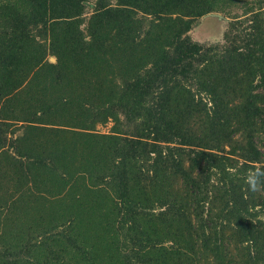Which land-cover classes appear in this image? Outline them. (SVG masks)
Here are the masks:
<instances>
[{
  "label": "trees",
  "instance_id": "1",
  "mask_svg": "<svg viewBox=\"0 0 264 264\" xmlns=\"http://www.w3.org/2000/svg\"><path fill=\"white\" fill-rule=\"evenodd\" d=\"M87 1L0 0V148L7 120L28 122L22 136L33 122L52 126L55 149L23 153L18 170L31 174L26 195L35 188L58 202L33 209L22 192L12 202L0 195V216L7 215L0 225L37 216L41 239L33 245L46 244L43 255L26 244L0 247V264H64L57 247L81 264H194L198 257L264 264V176L256 191L246 181L264 170L255 141L264 133V12H252L246 31L228 28L226 45L203 46L188 33L193 21L242 0H95L84 19ZM39 69L51 74L47 95L28 89ZM109 119L110 133L91 132ZM223 144L236 158L219 153ZM77 150H86L80 166L89 164L93 183L105 180L111 191L94 202L85 225L72 203L85 171L72 164ZM9 166L13 173L0 177L13 178ZM73 181L62 206L61 189ZM230 238L242 244L238 255L223 250Z\"/></svg>",
  "mask_w": 264,
  "mask_h": 264
},
{
  "label": "rangeland",
  "instance_id": "2",
  "mask_svg": "<svg viewBox=\"0 0 264 264\" xmlns=\"http://www.w3.org/2000/svg\"><path fill=\"white\" fill-rule=\"evenodd\" d=\"M94 1L95 0H88L87 1L85 8H84V19H87L89 17V15L91 14ZM263 2H264V0H242L239 3H234L233 5H231L230 7L226 8L223 11H211V12L205 13L202 16L197 17L193 21L192 26H191L190 30L188 31V33H189L190 37L192 38V40L196 41L197 43H199L203 46L215 45V44H219L222 46L226 45L227 43H226L223 35H224V33H226L227 29L230 28L231 26H234V28H235V26H237L236 29H233L234 32H239L240 29H243L244 31H246L245 27L248 26V23L250 22L249 20H251L252 15H254V14H252V12L259 11V10L264 12V5H262V7H261V3H263ZM250 9H252V11H249ZM247 10L249 12H246ZM81 27L84 28V24H81ZM29 30H30V32L36 33V30L31 29V27H29ZM36 38H39V41L42 42L43 47H44V45L47 44V40L42 39V37L41 38L36 37ZM35 55L37 57L40 54L37 53ZM45 57L48 61H51V62L55 61L54 56L49 54V51L47 52ZM51 58H53V60ZM36 74L38 77V82L35 84V86H32L28 89L34 90V91H32V95L37 93L38 90L40 93L45 90L44 94L47 95L49 92L48 87H49V83L51 80V74H49L47 72L43 73L41 69H39V71H37ZM25 95H26V93H24L22 95L20 93L19 98L21 99ZM11 105H13V104H11ZM35 114L40 115L39 112H36ZM18 115H20V114H18ZM7 121H10L9 122L10 124H9V127H7L6 134L3 138L4 139L3 143H4L5 147L0 148V153H1V151L6 150L7 155L5 157L6 161L3 162L2 168L0 170H4L6 173L7 172L13 173L12 168L9 166V161H11V163L13 164V167H14L13 169H15V172H14L15 175L13 174V178L7 177L6 174H4L3 177L2 176L0 177V195L7 193L8 195H6V196L4 195V196L8 199L9 198L12 199L10 201V202H12V201H15V199L22 192L21 194H24L25 196L23 198H21V201H23V203H24V202H27V200H28L29 204H31L30 207H32V208L34 205H36L38 207V205L41 206V204L46 205L48 207H50V204L56 206L58 202L51 198L52 194H50L48 191L37 192V190L34 188L32 195H30V194H29L30 196L26 195L25 191L27 192L29 189V192L31 193L32 188H33L32 187L33 184H31L32 179L29 177L31 174L30 173L28 174V172H27V174L25 175V174H23L22 170H18V159H21V161L25 160V158L23 157V153L25 155H27L30 152H34V155L41 154L42 156H44V155H47L48 153H50L52 151L51 149H55L54 147L51 146L53 144L52 139L54 137V135H53L54 133L51 130L53 128H51V129H49V128L52 126H50L47 123L33 122L34 124L31 127H36V128L28 131L29 133L25 134L27 136V137H25V135L22 136L24 129L21 126L26 125L25 123H28L26 120H21V118H18V120H14V119L11 120L10 119ZM29 123H31V122H29ZM64 123H65V120H64ZM65 124H67V123H65ZM4 125L5 124H3L1 122V127H5ZM112 125H113V122L110 119L104 123L98 122L95 124V126L91 132H93V133H110ZM68 128L70 129L71 126H68ZM69 129L68 130L64 129V131H60L62 133V135H64L66 140L70 139V137L72 136L71 131H69ZM19 137H22V138L18 139ZM233 138L238 140L240 138V134L238 132L235 133ZM255 141H256L259 149H261V151L263 152V157H264V133L256 136ZM12 143H15V145H16V143H18V144L16 146H13ZM67 143L68 142L65 141V144H67ZM223 147H224V150L222 152H219L220 154L230 155L231 157L236 158V155L229 154V152H228V149H230L229 144H223ZM82 151L84 153L86 152V150H82ZM82 151L77 150V156L72 159V164H76L77 168L85 167V171L82 172L83 176H84V181H82V183L77 184L80 186V187H77V189L74 187L72 193H73V195L76 196V198L73 199L72 203L77 202L74 207L78 208L77 210L80 213L79 217L82 221H84L83 223L85 225L88 223L86 221L88 219V215H89V217H90V215L92 216V213L90 211H92V209H93L92 206L95 207L94 202L97 200H102L103 198L105 200L104 195H106L107 192L110 193L111 191L109 190V187H107L105 180H103L102 183L100 182L98 185H95L93 183V181L95 182V179L92 180L91 176H89V173L87 172V169H86L87 166L89 169V164L86 165L84 163L83 165L80 166V164L82 163L81 157H83ZM19 152H21L22 154H20ZM64 160L68 161V158L65 156L62 161H64ZM263 161H264V158H263ZM32 165L34 167V164H32ZM93 171L95 173H99V174L102 173V169H100V168H94ZM17 172H20L21 177L17 174ZM57 172H58V174L64 173V168H62L60 171H57ZM24 176L28 179H25ZM33 181H34V179H33ZM36 182H38V185L40 186V184H39L40 181L37 180ZM72 184H74V181L70 182L69 185H71V186H67L65 188V190H64V187H62V189H61L62 191H61L59 197H61L60 199L62 201L61 204H63L62 206H64V201L70 197V194H68L67 192L64 193V191H66L67 189L72 190L71 189ZM28 185H29V187H28ZM91 187L94 189H90V190H92V192L89 191L90 196L86 197V194L88 193V188H91ZM52 190L55 192L58 191V190H54V189H51L50 191H52ZM72 193H71V195H72ZM34 199H36L37 201L36 202L32 201ZM65 203L69 205V201L65 202ZM26 204L27 203H24L23 205H26ZM26 206L28 207V204ZM33 209H35V208H33ZM61 211H62V215H64V208ZM59 212L57 214H55L54 216L58 217ZM6 216L7 215H1L0 219L6 221V219H7ZM36 217L37 216H33L31 220L29 219L30 221L28 220V222H25V223L16 222L14 224V226H12L10 228L6 227V225H4V224H1L0 225V247H3L2 248L3 250H4V248H10L11 249L12 247H14L15 249L16 248L18 249L21 247L22 244H26L27 246L31 245L32 251L39 252V253H41V251H42V255L45 254L46 244L43 246L44 248H37L35 245H33L34 242L38 243V241L41 239V237L37 236L39 234L40 228L36 227L37 225H39L40 222L33 219ZM77 217H78V215H77ZM259 217H261V216H259ZM261 218H263V217H261ZM62 219H64V216H62ZM263 220H264V218H263ZM90 222L92 223V221H90ZM2 223H4V222H2ZM27 231H28V233L25 234ZM96 231H97L96 233L101 234V232L98 229H96ZM225 232L228 235L229 230H226ZM231 237H234V236H231ZM92 243H94V241L89 240L87 245L89 246ZM165 246L169 247V242H167L165 244ZM241 246H242V244L236 243L235 239L230 238V240L228 239V242L224 243L223 250H225L224 248H226V250H228L229 253L232 256H234L235 254L238 255V252H241L240 251L242 249ZM39 250H41V251H39ZM55 250H56V254L58 255L57 256L55 254V256H57L58 258H61V260L64 262V264H81L80 260L77 259V257L75 256V253H73L69 249L64 248V251H63L61 247H57V248H55ZM100 252L103 253L105 251L103 249H101ZM103 256L106 258L105 253H103ZM237 257L239 258L240 256H237ZM198 258L199 259H197V262L194 260V262H195L194 264H210V262H211L210 259L207 260L204 257H198Z\"/></svg>",
  "mask_w": 264,
  "mask_h": 264
},
{
  "label": "clouds",
  "instance_id": "3",
  "mask_svg": "<svg viewBox=\"0 0 264 264\" xmlns=\"http://www.w3.org/2000/svg\"><path fill=\"white\" fill-rule=\"evenodd\" d=\"M260 176H264V170L256 169L254 171H251L247 175L246 181L251 191H256L261 187L260 180H259Z\"/></svg>",
  "mask_w": 264,
  "mask_h": 264
},
{
  "label": "water",
  "instance_id": "4",
  "mask_svg": "<svg viewBox=\"0 0 264 264\" xmlns=\"http://www.w3.org/2000/svg\"><path fill=\"white\" fill-rule=\"evenodd\" d=\"M53 60V58H51Z\"/></svg>",
  "mask_w": 264,
  "mask_h": 264
}]
</instances>
